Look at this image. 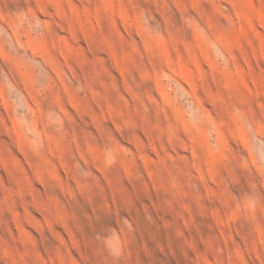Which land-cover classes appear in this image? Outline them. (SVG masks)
I'll return each mask as SVG.
<instances>
[{
  "label": "rangeland",
  "instance_id": "374dc122",
  "mask_svg": "<svg viewBox=\"0 0 264 264\" xmlns=\"http://www.w3.org/2000/svg\"><path fill=\"white\" fill-rule=\"evenodd\" d=\"M0 264H264V0H0Z\"/></svg>",
  "mask_w": 264,
  "mask_h": 264
}]
</instances>
